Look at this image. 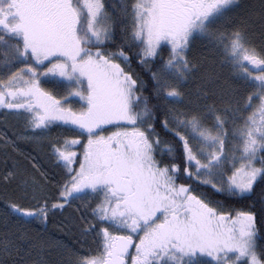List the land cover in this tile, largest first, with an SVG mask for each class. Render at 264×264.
Masks as SVG:
<instances>
[{"label":"snow or ice","instance_id":"6c2138e0","mask_svg":"<svg viewBox=\"0 0 264 264\" xmlns=\"http://www.w3.org/2000/svg\"><path fill=\"white\" fill-rule=\"evenodd\" d=\"M0 125V264H264V0H0Z\"/></svg>","mask_w":264,"mask_h":264},{"label":"trees","instance_id":"16d2710c","mask_svg":"<svg viewBox=\"0 0 264 264\" xmlns=\"http://www.w3.org/2000/svg\"><path fill=\"white\" fill-rule=\"evenodd\" d=\"M163 55L166 58L167 57V52L165 51L163 53ZM134 67H135V65H134ZM136 70L141 73V75L143 76V78H145V79L148 78L146 72L142 71L138 67L136 68ZM49 87L52 88L51 85H49ZM52 90L53 91H57V89H52ZM18 127H19V125L17 124V122L14 119L9 120V122H8V128H7L8 134L11 135ZM0 130H4L2 125H0ZM57 131H59V130L58 129L57 130H54L52 134L53 135H56V132ZM25 148H26V150H28L27 149V146H25ZM232 207H235L237 210H243L244 207H245V204H244V202L234 203L232 205ZM61 219H62V217L58 216L56 218V222L54 224H49L48 225V229H49L50 234L53 235L57 239L64 238V233L61 232V231H59V228L62 227V225L60 224Z\"/></svg>","mask_w":264,"mask_h":264},{"label":"rangeland","instance_id":"374dc122","mask_svg":"<svg viewBox=\"0 0 264 264\" xmlns=\"http://www.w3.org/2000/svg\"><path fill=\"white\" fill-rule=\"evenodd\" d=\"M74 103H75V101H74ZM75 106H77V107H78V106H79V104H78V103H76V105H75Z\"/></svg>","mask_w":264,"mask_h":264}]
</instances>
